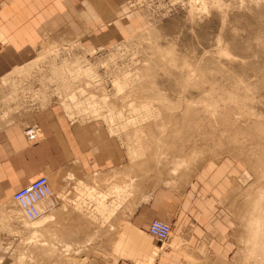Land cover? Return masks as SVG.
I'll return each mask as SVG.
<instances>
[{"label": "rangeland", "instance_id": "obj_1", "mask_svg": "<svg viewBox=\"0 0 264 264\" xmlns=\"http://www.w3.org/2000/svg\"><path fill=\"white\" fill-rule=\"evenodd\" d=\"M122 4L125 16L118 25L110 18L104 32L41 34L34 62L2 85L0 129L14 122L34 127L44 110L60 105L72 120H104L127 147L130 166L119 180H98L92 189L67 176L59 191L50 178L57 194L51 201L67 210L59 206L48 214L55 218L41 230L22 212L12 215L13 197L0 201V264H156V255L184 230L180 215L165 243L153 242L131 219L143 196L137 189L145 194L165 184L179 194L198 186L193 205L212 207L235 263L263 264L248 256L244 214L264 181V154L252 149L264 132V0ZM170 115L184 118L182 126L174 127ZM197 125L203 131L197 151L188 153L190 171L170 172L173 179L142 174L139 152L155 141L154 131L195 139ZM70 181L77 183L76 193H68ZM42 230L43 240H30Z\"/></svg>", "mask_w": 264, "mask_h": 264}, {"label": "crops", "instance_id": "obj_2", "mask_svg": "<svg viewBox=\"0 0 264 264\" xmlns=\"http://www.w3.org/2000/svg\"><path fill=\"white\" fill-rule=\"evenodd\" d=\"M122 2L0 0V90L14 70L22 71L34 62L32 56L41 34L53 33L61 38L100 28L104 32L110 18L115 17L118 25L120 17L125 16ZM15 123L0 130V201L10 200L17 190L41 176L52 178L59 191L69 180L63 183L58 179L67 176L92 189L94 180H100L101 185L110 178L116 177L117 181L130 166L127 147L102 119L72 120L62 106L52 105L36 118L35 125L41 130L37 141L27 137L30 126ZM76 184L70 181L68 193H76ZM197 187L193 185L185 194H179L161 185L142 198L140 195L131 215L135 228L148 231L154 220L173 227L178 223V214L184 228L173 245L156 255V264H236L231 243L217 232L221 223L211 215L212 207H194ZM188 212L191 216L185 215ZM130 236L136 238V234Z\"/></svg>", "mask_w": 264, "mask_h": 264}, {"label": "bare ground", "instance_id": "obj_3", "mask_svg": "<svg viewBox=\"0 0 264 264\" xmlns=\"http://www.w3.org/2000/svg\"><path fill=\"white\" fill-rule=\"evenodd\" d=\"M179 118L180 117L177 115L176 116L170 115V117L168 119L171 123H174V125H173L174 127L177 126L179 128L182 126L181 123H183L182 121L184 120V118H183V120L180 121ZM227 122H228V120H227ZM195 127H196L195 139L188 134L186 136L184 135L182 137V134H179L180 131L178 132V131L170 130V132H168L166 135H162V134L158 135V133H156V131H154L152 133V138L155 141L154 142L152 141L148 145H146L145 147H142L143 149L140 150V152H139V155H140L139 158L140 157L144 158V160H142V162L144 161V163L139 166L140 170L143 171L142 174L146 175L150 172L151 175L153 173H155L157 175V177H158V175H159V177L160 176L170 177L171 176V175H169L170 172L174 173L177 169H181L184 167V169L186 168L187 170H189L190 168H192V166H194V164L192 163L193 162L192 160H191L192 162H189L190 157L188 156V153L190 151L192 152V150L195 152L197 151V149L199 148L197 146H199L200 137L202 136V131H203L200 126L197 125ZM253 133H254L253 130L250 129V134H253ZM253 135L255 137V134H253ZM245 136H247V135H245ZM255 139L259 140V141L253 140L254 147L252 149H254L253 152H256L259 155V157H261V156H263L262 154H264V141H263L264 140V132H262L260 134V139H258V138H255ZM154 143H157V145H155ZM184 143H185V145H184ZM245 151H246V149L244 150V152ZM260 165L264 166L263 164H260ZM182 171H179V173ZM261 171L264 172V169H262ZM177 172L178 171H176L175 173H177ZM162 177H160V178H162ZM171 177L173 179V176H171ZM63 178L64 177H62L61 179H63ZM174 178H176V176H174ZM61 179H58V180H61ZM164 179H166V182H168V180H170L169 178L168 179L164 178ZM181 179H182V177H181ZM94 182H98V180H94ZM170 182H168V183H170ZM172 182H174V180ZM165 185H167V184H165ZM137 190H138L137 192L140 193L141 195L144 194L143 193L144 189L142 187H140ZM53 194H55L54 191H53ZM59 203L60 202L58 201V204L57 203L55 204V202H52L51 199H48L47 201H45L43 203L44 205L42 207V209H43L42 210V217L40 219H38L37 221L32 222L33 225L31 224V226L34 228V230H41L42 228L45 227L46 224L52 222V220H54L55 216L53 217V216L48 215V214L53 213L55 210L58 209L59 206H60V208H59L60 210H67V206H65L64 203H63L64 205H62V203L59 205ZM14 206H15V208L11 209L12 215L14 214L16 216V215H18V213L21 214L22 211L20 210L19 206H17L16 202L14 203ZM244 219L245 220L247 219L248 227H249L248 237H247V239L245 238L246 243L248 245V249H249L248 256L250 255L251 259H253V260H255L254 258H256V259L259 258V259H261L260 262H262L264 264V181L260 183L259 195L256 197V200L253 202L250 209L246 212V215L244 214ZM56 221H57V219H56ZM58 223L60 224L59 221H58ZM44 230H42L40 232L34 231L35 233L33 232V234H35L36 237L34 236L31 239L30 238L29 239L31 241H34V239L36 240L38 238H42L43 237L42 232ZM43 238H42V240H43ZM248 256H247V259L250 258ZM251 259H249V260H251Z\"/></svg>", "mask_w": 264, "mask_h": 264}, {"label": "built area", "instance_id": "obj_4", "mask_svg": "<svg viewBox=\"0 0 264 264\" xmlns=\"http://www.w3.org/2000/svg\"><path fill=\"white\" fill-rule=\"evenodd\" d=\"M30 141H37L41 138V130L37 127H30L26 131ZM53 190L48 176H41L29 185L17 190L13 194V200L17 203L25 219L35 222L42 217L43 203L53 197ZM148 233L158 242L169 241L173 233V227L161 220L151 222Z\"/></svg>", "mask_w": 264, "mask_h": 264}]
</instances>
